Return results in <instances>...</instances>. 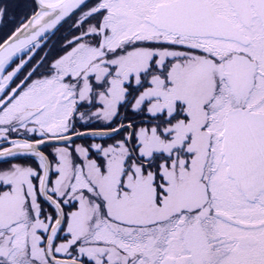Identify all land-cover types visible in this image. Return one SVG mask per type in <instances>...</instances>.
I'll use <instances>...</instances> for the list:
<instances>
[{"label": "snow or ice", "instance_id": "snow-or-ice-1", "mask_svg": "<svg viewBox=\"0 0 264 264\" xmlns=\"http://www.w3.org/2000/svg\"><path fill=\"white\" fill-rule=\"evenodd\" d=\"M0 264H264V0H0Z\"/></svg>", "mask_w": 264, "mask_h": 264}]
</instances>
